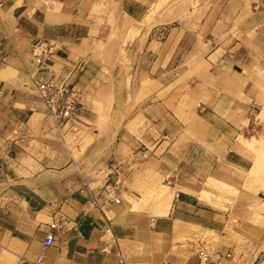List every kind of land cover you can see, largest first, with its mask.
<instances>
[{
    "label": "crops",
    "instance_id": "0c3cea01",
    "mask_svg": "<svg viewBox=\"0 0 264 264\" xmlns=\"http://www.w3.org/2000/svg\"><path fill=\"white\" fill-rule=\"evenodd\" d=\"M196 4L207 7L192 19L197 33L181 36L162 85L135 112L124 109V72L135 65L123 52L141 40L143 18L156 28L174 21L167 13L140 0H0V248H12L13 264H35L49 232L57 244L44 264H192L199 244L183 240L212 232L216 248L240 244L227 219L242 207L224 211L202 194L242 191L264 150V0ZM39 81L79 92L78 141L60 137ZM131 120L145 129L130 130ZM165 187L171 208L156 216ZM246 223L241 239L259 246L260 228H235Z\"/></svg>",
    "mask_w": 264,
    "mask_h": 264
},
{
    "label": "rangeland",
    "instance_id": "374dc122",
    "mask_svg": "<svg viewBox=\"0 0 264 264\" xmlns=\"http://www.w3.org/2000/svg\"><path fill=\"white\" fill-rule=\"evenodd\" d=\"M140 1L144 4L154 3L152 15H164L167 13L168 18L174 21L164 24L158 23L157 27L153 28L156 23L150 22V17L146 19L143 18L139 26L140 31L143 33L141 40L136 41L130 46L128 51L123 52L122 58L124 64L128 67H131L133 64L135 65V70L127 69L124 72L125 76L128 77V81L125 82L124 98L126 99V103L124 109L125 111L130 110L135 112L148 105L151 99L150 95L153 94L155 89H158L162 85L165 73L164 66L172 49L178 44L181 36L185 33L190 35L197 33L199 23L192 21V19L195 18L197 14H202L204 10L207 9V7L197 6V0ZM125 8L131 11V4L126 3ZM144 13L145 12L142 10L141 16H143ZM122 27L124 32H129V38H132L133 34H135L133 27L129 29V23H124ZM149 33L150 41L153 40L151 44L148 43L149 39L147 38ZM188 41L194 42V40L191 39ZM205 42L207 44L206 47L204 43L201 45L205 47L206 50L213 47L212 42L209 40H205ZM262 116L264 117V115ZM140 122V120H131L129 123L130 130L138 128L139 126H141L139 128L142 130L145 129ZM260 122H264V120L261 121L260 119ZM77 139H69V142L78 141ZM97 171H100L97 174L101 175L103 168H99ZM206 198L208 202L216 207L222 208L224 211H226L224 204L235 205L237 203V206L242 207L244 210V216L236 212H228L227 220L230 225H237L233 220H238L240 224L247 220L252 223L253 226L260 228L264 237V150L261 151L260 160L251 171L250 175H248V179L242 191L236 190L235 186L231 188L223 184L222 189L219 188L217 192L209 193ZM242 227L243 228L234 227L235 231H229V236L238 239L240 244L235 245L229 243L227 239H224V250L216 248V243L222 241V239L214 234H210L212 232L207 234L208 237L204 236V238H200L199 240H185L184 246L187 249H191L192 246L199 244L197 246V252L200 248H207L211 251H221L225 254L230 251L232 253V258L228 259L224 264H248L251 261L253 262L258 255L255 253L258 246H256V243L252 244V242L247 239H241L240 234L245 227H247V223ZM211 235H214V239L211 238ZM4 249H9V247H5ZM0 251L3 253L2 248H0ZM195 258L197 259L196 255ZM195 262L196 261L193 263Z\"/></svg>",
    "mask_w": 264,
    "mask_h": 264
},
{
    "label": "built area",
    "instance_id": "2783aa9c",
    "mask_svg": "<svg viewBox=\"0 0 264 264\" xmlns=\"http://www.w3.org/2000/svg\"><path fill=\"white\" fill-rule=\"evenodd\" d=\"M36 64H42L41 54L34 53ZM37 93L40 100L45 105L47 115L54 122L60 137L66 141L69 139H77L83 135V116L80 106L81 97L75 87L56 81H39L36 84ZM16 135L20 132L16 131ZM143 156L148 157V152L144 151ZM172 185L171 181L166 182ZM108 196L112 197L113 191H107ZM179 197V194H176ZM116 203H120L119 198H115ZM238 224V220H234ZM56 234L49 232L43 243L42 255L35 264H44L43 256L45 252L56 246ZM196 262L193 264H223L226 260L232 258V253L228 251L226 254L221 251H211L207 248H200L196 254ZM252 264H264V247L258 253Z\"/></svg>",
    "mask_w": 264,
    "mask_h": 264
},
{
    "label": "bare ground",
    "instance_id": "6f19581e",
    "mask_svg": "<svg viewBox=\"0 0 264 264\" xmlns=\"http://www.w3.org/2000/svg\"><path fill=\"white\" fill-rule=\"evenodd\" d=\"M209 192L208 191H204L203 192V197H208ZM171 193L170 190L165 187L163 190H161L155 197V210L154 213L156 216H163V215H167L169 213V210L171 208ZM136 206V205H135ZM136 208V207H135ZM235 219V218H232ZM234 221V220H233ZM232 221V222H233ZM235 225H228V229L229 231H235ZM261 236V235H260ZM185 241V240H183ZM214 241V240H213ZM264 247V237L262 238L259 246L257 247L255 253H259ZM214 248V247H211ZM12 248L10 247L9 250L4 249L3 253L0 255V264H13L15 257L12 253ZM253 262H249L248 264H252Z\"/></svg>",
    "mask_w": 264,
    "mask_h": 264
}]
</instances>
